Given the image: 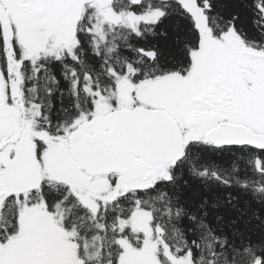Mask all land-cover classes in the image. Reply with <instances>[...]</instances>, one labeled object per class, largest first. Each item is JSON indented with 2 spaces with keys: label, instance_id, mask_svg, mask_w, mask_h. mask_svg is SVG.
<instances>
[{
  "label": "snow or ice",
  "instance_id": "6c2138e0",
  "mask_svg": "<svg viewBox=\"0 0 264 264\" xmlns=\"http://www.w3.org/2000/svg\"><path fill=\"white\" fill-rule=\"evenodd\" d=\"M0 264H264V0H0Z\"/></svg>",
  "mask_w": 264,
  "mask_h": 264
}]
</instances>
